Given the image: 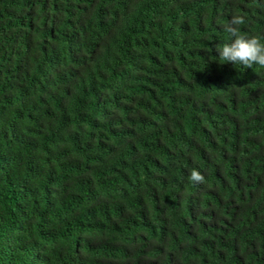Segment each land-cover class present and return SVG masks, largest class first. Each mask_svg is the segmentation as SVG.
Returning a JSON list of instances; mask_svg holds the SVG:
<instances>
[{
	"label": "trees",
	"instance_id": "1",
	"mask_svg": "<svg viewBox=\"0 0 264 264\" xmlns=\"http://www.w3.org/2000/svg\"><path fill=\"white\" fill-rule=\"evenodd\" d=\"M234 14L264 37V0H0V264H264Z\"/></svg>",
	"mask_w": 264,
	"mask_h": 264
},
{
	"label": "clouds",
	"instance_id": "2",
	"mask_svg": "<svg viewBox=\"0 0 264 264\" xmlns=\"http://www.w3.org/2000/svg\"><path fill=\"white\" fill-rule=\"evenodd\" d=\"M243 24H245L244 17L234 14L230 22L224 25L231 40L224 43L222 47H216L219 61L232 62L235 65H242L244 68H250L253 65L264 67V37L242 34L240 26ZM190 179L194 182H201L204 177L199 171L193 169Z\"/></svg>",
	"mask_w": 264,
	"mask_h": 264
}]
</instances>
